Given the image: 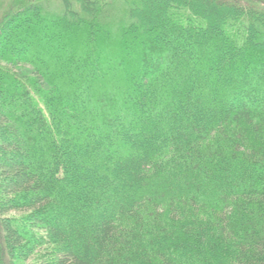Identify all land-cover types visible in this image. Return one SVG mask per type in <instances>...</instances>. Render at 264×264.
<instances>
[{
	"label": "trees",
	"instance_id": "1",
	"mask_svg": "<svg viewBox=\"0 0 264 264\" xmlns=\"http://www.w3.org/2000/svg\"><path fill=\"white\" fill-rule=\"evenodd\" d=\"M0 264H264V0H0Z\"/></svg>",
	"mask_w": 264,
	"mask_h": 264
}]
</instances>
